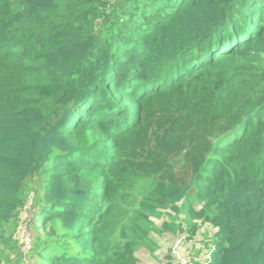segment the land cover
Segmentation results:
<instances>
[{
    "label": "trees",
    "instance_id": "obj_1",
    "mask_svg": "<svg viewBox=\"0 0 264 264\" xmlns=\"http://www.w3.org/2000/svg\"><path fill=\"white\" fill-rule=\"evenodd\" d=\"M29 181L30 264H264V0H0V246Z\"/></svg>",
    "mask_w": 264,
    "mask_h": 264
},
{
    "label": "rangeland",
    "instance_id": "obj_2",
    "mask_svg": "<svg viewBox=\"0 0 264 264\" xmlns=\"http://www.w3.org/2000/svg\"><path fill=\"white\" fill-rule=\"evenodd\" d=\"M227 136L221 139L225 141ZM32 183L26 185L23 194L25 196L22 206L14 219L5 228V236L8 240L0 246V256L3 264H30L27 253L23 251L24 235L26 229L32 237V217L34 213V196ZM162 217L155 219V223L162 227L169 216L165 212ZM199 228L193 234L188 232L186 225L175 233L164 230L161 233L152 232L151 236L159 243V248L150 253L142 248L137 252L138 264H209L211 239L214 229L208 223L198 222ZM164 227V226H163ZM16 240V243H15Z\"/></svg>",
    "mask_w": 264,
    "mask_h": 264
},
{
    "label": "built area",
    "instance_id": "obj_3",
    "mask_svg": "<svg viewBox=\"0 0 264 264\" xmlns=\"http://www.w3.org/2000/svg\"><path fill=\"white\" fill-rule=\"evenodd\" d=\"M23 235H24V250H28V249H30V247H31V244H32V241H31V237H30V234H29V232L26 230V229H24V231H23Z\"/></svg>",
    "mask_w": 264,
    "mask_h": 264
},
{
    "label": "clouds",
    "instance_id": "obj_4",
    "mask_svg": "<svg viewBox=\"0 0 264 264\" xmlns=\"http://www.w3.org/2000/svg\"><path fill=\"white\" fill-rule=\"evenodd\" d=\"M31 241H32V244H31L30 249L32 248V245H33V239H32V237H31ZM23 247H24V243H23ZM30 249H28V250H24V248H23V251H24V253H27Z\"/></svg>",
    "mask_w": 264,
    "mask_h": 264
}]
</instances>
